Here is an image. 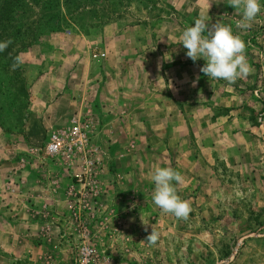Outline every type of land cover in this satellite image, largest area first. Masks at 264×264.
<instances>
[{
	"label": "rangeland",
	"instance_id": "1",
	"mask_svg": "<svg viewBox=\"0 0 264 264\" xmlns=\"http://www.w3.org/2000/svg\"><path fill=\"white\" fill-rule=\"evenodd\" d=\"M260 4L261 12L250 29L236 27L242 14L228 0H78L68 13L59 6L54 24H33L39 4L20 18V24L30 25L35 41L20 48L29 41L21 32L13 45L0 52V163L8 164L0 165V264H33L20 256L19 243L40 244L45 233L37 226L31 233L24 231L13 221L17 215L3 213L5 207L20 208L26 193L39 186L49 194L58 193L66 210L49 217L56 227L48 242L55 263L49 264H75L83 231L98 256L109 264H264V0ZM200 17L209 26L217 21L231 26L245 41L252 69L249 75L233 84L212 79L200 71L206 63L202 58L193 62L186 56L180 36ZM12 25L23 29L18 23ZM4 31L9 34L11 29ZM94 54L104 57L93 59ZM154 93L169 94L179 106L182 98L187 120L209 112L243 110L256 129L250 136L236 134L227 141L215 135L197 137L205 139L204 143L214 138L221 147L217 150L223 151L212 159L210 153H203L201 169L188 167L185 154L180 153L182 147L196 146L194 137H157L151 141L149 155L144 148L129 144L137 138V133L135 139L132 136V126L137 128L153 116L148 103ZM120 94L134 102L129 106L135 117H126L122 135L111 139L102 130L106 120L100 110L106 96L114 99ZM54 100L57 110L46 113ZM93 103L94 114L88 112ZM174 104L170 105L173 114ZM74 117L88 120L90 127L89 145L98 160L95 198L86 197L72 178V170L38 151L50 131L65 126L57 123ZM45 120L54 126L47 127ZM230 147L243 152L229 156L232 162L228 163L224 157ZM169 149L174 151L168 154ZM245 149L250 154L244 157ZM169 165L184 178L183 183H173L191 206L187 220L163 213L152 199V174L156 167ZM23 167L27 168L21 175L32 183L23 186L20 177L12 185L4 183L9 169ZM123 174L129 178L124 185L117 184ZM119 193L126 198L121 203L129 208L125 217L109 208ZM6 194L13 197L7 205ZM12 218L8 228L6 223ZM152 229L159 234L154 245L146 242ZM29 236L31 240L24 241ZM6 245L8 252H4ZM34 255L37 260L44 254Z\"/></svg>",
	"mask_w": 264,
	"mask_h": 264
},
{
	"label": "crops",
	"instance_id": "2",
	"mask_svg": "<svg viewBox=\"0 0 264 264\" xmlns=\"http://www.w3.org/2000/svg\"><path fill=\"white\" fill-rule=\"evenodd\" d=\"M264 69V64L262 65ZM261 92L264 93V87L261 88ZM155 94V93H154ZM182 97V95H181ZM172 98L170 95L165 93V96L157 95L155 94L153 97H150L149 99V111L151 110L153 112V116L149 117V120L145 119V121L141 124H137L139 121V118H135L134 122L138 125V127L134 128L132 126V136L134 137L137 133V138L135 142H131L129 145L131 148L133 147H141L144 148L149 155L153 152L152 150V143L151 141H157V137L162 136H176V137H194L196 146H189L182 147V150L180 153L185 154V161L189 166L193 167L194 169H201L202 167L199 165L202 163V154L203 153H210V159H212V156L218 155V152L222 154V152L217 148H219V145H215V139H208L206 138L208 143H204V140H197L196 138L200 135H215L218 140H224L222 137H226L225 140H230L232 137L237 135H244V136H250V133L255 130L256 126H253L250 122L247 114L243 112V110L234 111V110H228L227 112H220L217 114H213L209 112L206 116L203 117H189L190 121L187 120L186 117H184L183 114V103L182 98H180V106L177 103L178 101L171 100ZM103 103L105 106L101 108V115L106 120L104 122V127H102V130L106 131V134L109 138L117 139V137H120L123 133V127L122 125L125 124V118L126 117H135L133 109L130 111V104L133 105V101H129L127 98L122 96L121 94L118 95V97H114V99L105 97L103 99ZM217 100V98H216ZM176 105L177 110L173 114V109L170 105ZM248 105V104H247ZM220 108H229L227 105H219ZM89 107V106H88ZM235 107V106H234ZM96 108V107H95ZM94 108V103L90 105L88 112H91L94 114L96 111ZM133 108V107H132ZM236 108V107H235ZM234 108V109H235ZM78 107L76 108V110ZM57 110V101L52 102L48 107L45 109L46 113L53 114V111ZM75 110V111H76ZM78 112V111H77ZM73 115V114H72ZM31 116V115H30ZM115 120V123H111L110 121ZM117 120V121H116ZM65 121V122H64ZM61 123H57L56 126L60 125H67L69 122L68 120H64ZM111 123V125H109ZM45 124L47 127L52 128L54 125L48 121L45 120ZM203 134V135H202ZM143 138L144 142L141 141V138ZM135 139V137H134ZM148 139V140H147ZM184 140V138H182ZM147 144V145H146ZM189 145V144H188ZM123 146V145H122ZM127 147V145H126ZM129 148V149H131ZM221 148V147H220ZM216 149V151H215ZM136 150V149H135ZM126 151V150H125ZM129 151V150H128ZM157 151V150H156ZM156 151L154 152L155 156H151V158H157ZM166 151V149H165ZM170 151H174V149H169L168 154ZM245 155L250 154V151L248 149H245ZM167 152V151H166ZM227 156L224 158H227L228 163L232 162L231 157H235L238 153L243 152L241 148L236 147H230L227 149ZM219 156V155H218ZM215 157V156H214ZM177 155L174 156L173 161L176 160ZM182 158V157H180ZM234 159V158H233ZM247 159V158H246ZM252 157L249 158L251 160ZM203 164V163H202ZM0 165H4L5 167H8L7 163H0ZM120 166L125 168L124 162L121 160ZM251 165L250 167H252ZM170 167V165H169ZM13 168V167H12ZM27 167H23V170H15L12 171V169H9L6 173V176H4V183L7 185V183L10 182L12 185L13 182L17 181L18 178H21V182L23 186H26V184L30 181V178L26 175H21L23 172H25ZM211 169V168H210ZM123 174L120 178V182L118 181L117 184L124 185L125 181L129 178L127 175ZM127 177V178H126ZM25 179V180H24ZM27 180V181H26ZM26 181V183H25ZM56 181H49L47 183H55ZM20 184V183H19ZM30 189V188H29ZM41 187L35 188L31 190V192L26 193L27 198L24 200V204L21 205L20 208L12 209L11 207L6 208L5 207V215L12 216L15 214L19 218L14 219L13 218L8 221V224L6 223L7 227L11 228L13 223L11 221H15L17 224H20L23 226L24 231L28 230L29 233H31L32 228L37 226L38 229H40L44 234L41 239L42 243L40 244H34V243H19L20 244V256L23 259H27L28 262H33V264H49V263H55V255L54 251L51 249L53 246L50 247V240L49 238L53 231L55 230V226L51 223L50 216L55 217V214H62L66 212L65 208H63L64 204L62 202L61 197L58 195V193H48L49 191H46L43 188L41 190ZM151 194L153 192L151 191ZM22 197H24V192H22ZM126 199L124 195L121 193L118 194L117 198H115V201L110 204L109 207L112 212H120L121 217H125L124 215L127 214L129 208H127L124 204L121 203V200ZM13 201V197L8 198L7 194L5 195V204H9V202ZM22 201V200H21ZM113 201V200H112ZM119 201L120 204L117 203ZM106 207V208H107ZM11 208V210H9ZM124 210V211H123ZM137 211V209L135 210ZM21 218V220H20ZM5 227L4 229L7 230L8 228ZM0 229H2L0 225ZM31 230V231H30ZM49 238V239H48ZM31 240V237L26 238L24 241ZM7 246H3L4 252H8ZM22 246V247H21ZM24 246V249H23ZM22 250V251H21ZM25 250V251H24ZM42 251L43 256L40 259L36 260V257L34 255L35 252ZM13 252V251H9ZM26 252V253H25ZM15 256H18L17 253H14ZM23 254V256H22ZM28 254V255H27ZM47 256V257H46ZM46 257V258H45ZM9 264V263H7ZM24 264V263H23ZM30 264V263H27Z\"/></svg>",
	"mask_w": 264,
	"mask_h": 264
},
{
	"label": "clouds",
	"instance_id": "3",
	"mask_svg": "<svg viewBox=\"0 0 264 264\" xmlns=\"http://www.w3.org/2000/svg\"><path fill=\"white\" fill-rule=\"evenodd\" d=\"M228 5L241 12L242 19L236 22V27L241 29H250L261 12L260 0H228ZM193 25L182 32L180 40L187 49L188 58L193 62L202 58L206 62L200 68L203 74L233 84L237 79L251 73L252 69L246 56L247 45L239 35L233 33L231 26L220 21L209 26L204 17L197 18ZM11 43L10 39L0 42V52ZM12 67L15 70L17 64L14 63ZM183 179L181 173L171 167H156L152 174L155 185L152 199L163 213L187 220L191 206L177 194V188L173 183H183ZM158 238V232L152 229L146 237V242L154 245Z\"/></svg>",
	"mask_w": 264,
	"mask_h": 264
},
{
	"label": "built area",
	"instance_id": "4",
	"mask_svg": "<svg viewBox=\"0 0 264 264\" xmlns=\"http://www.w3.org/2000/svg\"><path fill=\"white\" fill-rule=\"evenodd\" d=\"M103 57V54L92 55L93 59ZM89 128L88 120L74 117L67 125L50 131L38 151L46 157L62 162L67 171L72 170V178L86 197L95 198L98 160L89 145ZM83 232L76 247L75 264H109L108 259L98 256L89 244V235Z\"/></svg>",
	"mask_w": 264,
	"mask_h": 264
},
{
	"label": "trees",
	"instance_id": "5",
	"mask_svg": "<svg viewBox=\"0 0 264 264\" xmlns=\"http://www.w3.org/2000/svg\"><path fill=\"white\" fill-rule=\"evenodd\" d=\"M77 2L78 0H29V2L23 4L20 0H6L4 4H0V41L3 42L10 39L13 45L16 38L20 37L22 34V36H26L25 38H28L29 41L25 43L22 41L23 43H21L20 48L24 49L28 47L30 43L35 41V34L31 31L30 25L23 26L22 23H19L20 18L29 15L32 12V7L39 4V13L35 15V17L38 18L33 21V24L37 21H39V25L43 24L44 26L54 24L58 14L56 9H58L59 6H62L66 10V13H68V8L75 7ZM17 23L23 27L22 30H20L18 25L17 27H13L12 24ZM7 28L11 29L9 34H6L4 31Z\"/></svg>",
	"mask_w": 264,
	"mask_h": 264
}]
</instances>
